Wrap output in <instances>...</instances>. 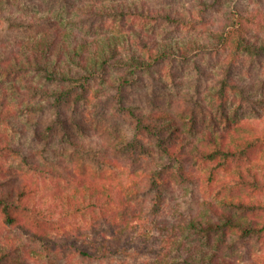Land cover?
<instances>
[{
	"label": "trees",
	"instance_id": "16d2710c",
	"mask_svg": "<svg viewBox=\"0 0 264 264\" xmlns=\"http://www.w3.org/2000/svg\"><path fill=\"white\" fill-rule=\"evenodd\" d=\"M21 2L0 0V13L10 27L31 30L16 38L14 47L0 51V120L33 130L45 143L49 130L58 126L67 136L64 140L88 150V140L75 131L81 127L79 108L94 98L113 105L131 121L141 145H148L143 137L153 141L159 158L138 174L134 158L116 155L100 142L98 159L112 167L126 166L142 191L160 195L178 179L206 191L195 213L169 221L167 230L160 228V242L167 249L150 264H261L245 253L249 240L264 238L260 133L199 128L193 137L172 109H144L130 97L148 74L165 69L175 73L177 59H188L202 48L194 38L160 39L156 28L132 25V20L194 26L198 19L206 23L201 19L205 9L187 14L144 0H37V5H48V13L18 14L15 7ZM250 16L239 9L218 31L220 42L233 47L217 87L225 98L226 91L241 86L232 65L242 54L264 55L262 38L248 32ZM48 111L53 116L43 125ZM47 201L51 208L45 207ZM139 201L122 194L109 175H85L66 158L0 140V264H70L74 256L114 264L111 258L132 246V225L146 212ZM87 208L96 209L89 224L69 228V213Z\"/></svg>",
	"mask_w": 264,
	"mask_h": 264
},
{
	"label": "rangeland",
	"instance_id": "374dc122",
	"mask_svg": "<svg viewBox=\"0 0 264 264\" xmlns=\"http://www.w3.org/2000/svg\"><path fill=\"white\" fill-rule=\"evenodd\" d=\"M21 1V4L15 7L18 14L24 11L28 13L49 12L48 5L38 4V6L37 0ZM128 1L141 3L143 0ZM144 1L153 6H164L167 9L187 14L190 12L197 14L203 7L206 15H202L201 19L206 20V23L200 24L201 21L198 19L195 21L199 24L194 26H175L169 23L154 25L151 23L152 20H132V25H143L146 29L156 28V34L160 39L163 37L172 40L194 38L202 47L188 59H177L180 66L175 73L165 69L155 71L151 76L148 74V79L136 85L134 91H131L132 102L148 110L172 109L183 126L193 130L195 134L193 137H197L196 133L199 132V128H211L215 132L219 129L231 128L243 133H260L264 144V55L242 54L243 56L232 65L234 80L241 86L226 91L227 98L220 94L219 88L217 90V87L221 85L220 79L224 77L223 67L228 64V60H231V49H233L229 42L225 44L220 42L218 31L232 21L228 15H232L233 12L238 13L239 9H242L248 15H253L250 16L251 20H246V24L250 27L248 32L260 36L264 41V0ZM6 10L8 12L7 7ZM30 32V29L27 30L24 27H10L6 17L0 13V51L14 47L12 44L16 38L29 35ZM241 88L245 89L244 93ZM79 110V118L82 119L81 127L75 128V131L79 137L88 140L90 147L88 150L76 149L64 140L67 136H64L63 128H58L57 125L58 129L54 127L49 130V141L45 143L33 134V130L24 131L21 130V126L0 120V140H14L33 150L45 152L50 158H66L85 175L94 177L109 175L111 180L119 186L122 194L131 198L135 203L139 200L143 202L146 212L132 225L134 236L132 246L127 252L115 254L111 259L114 264H150L157 259V255L165 254V249H167L166 242H160V240L164 241L160 228L167 230L170 227L169 221H178L184 215L195 213L199 208V200L206 196L205 188L201 185L195 187L178 179L174 185L160 195L156 193V190L142 191L136 174L129 172L126 166L112 167L106 164L97 158L96 151H103L100 142L108 143L116 155L134 158L136 171L140 174L145 170V166L155 158L156 161L152 164H157L159 153L153 141L148 137H143L142 139L148 140V145H141L136 140L137 135L131 121L113 105L99 101L98 98L92 99ZM52 116V111L45 113L42 117L43 125L50 121ZM10 155L17 156L11 152ZM259 163L264 168V148L260 152ZM45 205L51 208L49 201ZM58 209L53 211L56 217L60 215ZM95 212L96 209L91 208L78 213L71 211L66 222L69 228L76 225L87 226ZM144 242H146L145 246H143ZM135 244L145 249H136ZM246 246L249 247V251L245 249L248 257H256L261 264H264V238H253ZM61 263L63 264V261ZM70 264H106V261L83 260L74 256Z\"/></svg>",
	"mask_w": 264,
	"mask_h": 264
}]
</instances>
